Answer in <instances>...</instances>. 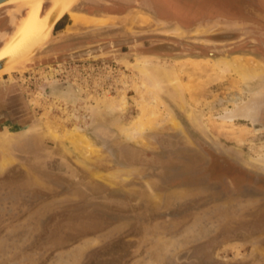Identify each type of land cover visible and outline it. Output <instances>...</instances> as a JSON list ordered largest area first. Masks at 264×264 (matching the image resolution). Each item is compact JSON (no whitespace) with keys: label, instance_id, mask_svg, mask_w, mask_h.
<instances>
[{"label":"rangeland","instance_id":"1","mask_svg":"<svg viewBox=\"0 0 264 264\" xmlns=\"http://www.w3.org/2000/svg\"><path fill=\"white\" fill-rule=\"evenodd\" d=\"M212 1L224 12L206 21L184 25L146 9L120 26L99 12L77 17L78 7L104 2L80 0L64 22L99 27L54 29L32 58L0 74V162L10 157L0 169V264H264V24L244 12L264 4ZM182 2L179 18L210 0ZM28 10L0 8V33ZM142 57L173 73L178 102L137 69ZM230 57L251 58L259 73L221 71L218 59ZM49 84L62 85L56 98L43 93ZM258 89L254 120L220 118ZM142 110L143 132L128 135Z\"/></svg>","mask_w":264,"mask_h":264},{"label":"bare ground","instance_id":"2","mask_svg":"<svg viewBox=\"0 0 264 264\" xmlns=\"http://www.w3.org/2000/svg\"><path fill=\"white\" fill-rule=\"evenodd\" d=\"M10 1H13L12 3H10V5L19 4V8L28 7L29 10L16 34L0 49V59H8V66L6 70L12 69L16 67L17 64H20L25 60L32 58L31 54L36 48H40L51 41L54 21L69 12L73 8L75 0H9V2ZM47 2H51V6L49 5L50 7L46 11V13L42 14V7ZM217 63L221 71L234 72L240 80H245V78L253 77L259 73V70H257V68L256 70L253 69L255 63L249 57H247L245 60H241L239 57L220 58L218 59ZM158 65V61L148 60V58L145 59L142 57V60L138 61L137 63V69L140 70V72L146 74V77H148L149 79L154 80L157 85L166 90L178 102L179 94L175 87H173V83L175 85L176 78L173 77L172 72L164 69H158ZM61 88V84H49L47 87L43 88V93L45 95L55 96L56 98L57 93ZM141 89V83H139L136 92L139 93V90ZM261 93V89L256 90L251 96L248 95L249 97H247V99L237 104L236 107L229 111H225V113L220 118L229 122H233L237 117L248 118L251 121L254 120L255 113L257 114L260 112L259 101L261 98ZM96 100L100 103H105L106 105H108L109 103L111 104V102L104 99V97H98ZM35 102L36 101L34 100L33 103ZM145 114L142 110L140 115H138V117L134 119V123L126 129V133L128 135L135 136L140 135L143 132L141 122L142 119H144L143 117H146ZM80 145L81 144L77 142V145L75 146L78 147V149L76 150H78L79 152H81L79 150L80 147H86L85 145ZM9 162L10 157L4 155L3 160L0 162V169L9 164Z\"/></svg>","mask_w":264,"mask_h":264},{"label":"flooded vegetation","instance_id":"3","mask_svg":"<svg viewBox=\"0 0 264 264\" xmlns=\"http://www.w3.org/2000/svg\"><path fill=\"white\" fill-rule=\"evenodd\" d=\"M107 1L105 0L104 2H107ZM113 1L114 2H122V0H111L110 2H113ZM128 1H126V3H132L130 5L131 8H136V7L139 6V2L141 0H128ZM142 3H143L144 9H151V10L157 12L160 16H166L167 17L169 15L171 18L176 19L177 21H179V23H182L184 25H190V24H192L194 22H197V21H206V17L209 15L208 11H202V10H201V13L198 14V15L197 14H193L192 11L185 10V7H184V9L182 10V12H183L182 14H184L185 17L184 18H179L178 16H176L174 14V12L175 11H179V9H181L180 6L184 4L182 2V0H173V2L169 3V4H162V3L158 2L157 0H142ZM103 4H105V3H103ZM103 4L100 3V2H97V3L94 2L93 4L84 6L83 8L84 9H89V11H91V13H94V12L105 13V12H107L106 9H107L108 5L107 4L103 5ZM18 5L19 4L15 5V7H18ZM110 7H112V9L116 8L115 6H110ZM126 7H129V4H127ZM170 8L173 9V12H172V9H170ZM127 9L125 11L121 10V12H119V13H121V14L128 13ZM77 10H79V7L77 8ZM80 10H82V9H80ZM9 13L11 14V12H9ZM25 16L22 17V19H21L22 21L20 20L17 25L15 23L16 27H15L14 32L11 29H9L8 30V35H7V31H3L2 33H0V49L7 42H9V40H11L12 37L16 34V32L18 31L19 27L21 26ZM64 16H65V14L63 15L61 21H59L57 23V25L55 26V30H59L60 31L61 29H63L64 25L67 22V21L64 22V19H63ZM69 18L70 17L68 16L67 19H69ZM14 19L15 18H13V16H12V17L9 18L8 22L9 21L10 22L11 21L14 22ZM13 22L11 23L12 25H13ZM10 32H12V33L10 34ZM114 40L115 39L108 40V41H114ZM88 41H90V39ZM1 43H2V45H1ZM101 44H103V43H101ZM57 47L61 48V49H68L70 47V45H68V43L65 42L64 44H61L60 46H57ZM107 49L108 48H106V50Z\"/></svg>","mask_w":264,"mask_h":264},{"label":"water","instance_id":"4","mask_svg":"<svg viewBox=\"0 0 264 264\" xmlns=\"http://www.w3.org/2000/svg\"><path fill=\"white\" fill-rule=\"evenodd\" d=\"M45 1V0H44ZM80 0H75L74 1V4L78 3ZM220 3L222 4V2L224 0H219ZM261 2V4H264V0H259ZM13 1H10L9 0H0V8L4 7V6H8L10 5V3H12ZM213 1L210 0V3H209V6H207V11L208 13H217V11L219 12H224L223 8L222 7H219L216 8L215 5L212 3ZM213 4V5H212ZM205 7V6H204ZM244 12H245V15L252 18V19H255L257 20L258 22L264 24V10H261V9H258L256 8L255 6H245L244 7ZM63 16V15H62ZM61 16V17H62ZM57 18L55 21H54V25H53V31L55 29V25L56 23L58 22V20L61 18ZM109 25V24H108ZM97 27H99V25H91L89 24L88 21H85V20H82V19H79V18H76V20H74L70 26H68L66 28L65 31L67 32H85V31H89V30H93V29H96ZM62 34V33H59V35ZM53 35V34H52ZM144 37H140V38H125V39H119V40H114V41H107L103 44H98L96 46H92V47H88L86 49H83V50H79V51H76V52H71V53H68L67 55L64 56V58H67L69 60H79V59H85L87 57H90L98 52H101L103 51L104 49L108 48V47H117V46H122V45H125V44H131L133 42H136L138 40H142ZM51 39H52V36H51ZM49 43V42H48ZM47 44V43H46ZM41 48V47H40ZM40 48H36L34 50V52L31 54V57L40 49ZM8 62V59L7 58H1L0 59V74L4 73V72H7L9 70H6L7 69V63Z\"/></svg>","mask_w":264,"mask_h":264},{"label":"crops","instance_id":"5","mask_svg":"<svg viewBox=\"0 0 264 264\" xmlns=\"http://www.w3.org/2000/svg\"><path fill=\"white\" fill-rule=\"evenodd\" d=\"M103 1H105V0H103ZM107 1V0H106ZM111 0H108L107 2H103V3H105V4H103V5H108V7H107V9H106V11L107 12H105V13H100V14H103L104 16H106L107 18H109V19H114V22H119V23H117V24H120V26H126V24H128L127 22L129 21V18H128V16H129V14L131 15V13L133 12V11H139L140 13L141 12H143L144 10H146V9H144V7H143V3H142V0L139 2V6L138 7H136V8H131L130 7V5L132 4V3H126V1H128V0H122V2H110ZM158 2H160V3H162V4H169V3H172L173 2V0H157ZM129 2V1H128ZM127 4H129V7H126L127 6ZM13 6H15V5H13ZM110 6H115L116 8H114V9H112V7H110ZM128 8V9H127ZM128 10V13H123V14H121V13H119V12H121V10ZM99 14V15H100ZM76 16L77 17H84V16H87V17H90L91 18V16L93 17V16H95L94 15V13H91V11H89V9H82V11H79V10H77V13H76ZM63 17V16H62ZM62 17L58 20V22L59 21H61V19H62ZM69 19H71V17L69 18ZM81 19H83V18H81ZM57 22V23H58ZM57 23H56V25H57ZM129 24H130V22H129ZM55 25V26H56ZM70 24H69V22L67 21L66 22V24L64 25V27H63V29H61L60 31V33H62L61 35H65L66 34V32H65V30H66V28L69 26ZM54 32V31H53ZM88 31H85V32H76V33H87ZM60 35V36H61ZM113 39H115V40H117L118 38H113Z\"/></svg>","mask_w":264,"mask_h":264}]
</instances>
